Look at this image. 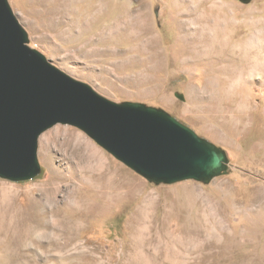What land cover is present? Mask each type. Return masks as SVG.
<instances>
[{
	"label": "rangeland",
	"instance_id": "1",
	"mask_svg": "<svg viewBox=\"0 0 264 264\" xmlns=\"http://www.w3.org/2000/svg\"><path fill=\"white\" fill-rule=\"evenodd\" d=\"M9 2L53 64L165 109L229 162L207 182L156 183L56 124L40 175L0 177V264H264V0Z\"/></svg>",
	"mask_w": 264,
	"mask_h": 264
},
{
	"label": "water",
	"instance_id": "2",
	"mask_svg": "<svg viewBox=\"0 0 264 264\" xmlns=\"http://www.w3.org/2000/svg\"><path fill=\"white\" fill-rule=\"evenodd\" d=\"M59 123L80 128L156 183L207 182L228 167L226 150L165 109L109 99L53 64L29 45L9 0H0V177L40 175L39 138Z\"/></svg>",
	"mask_w": 264,
	"mask_h": 264
},
{
	"label": "bare ground",
	"instance_id": "3",
	"mask_svg": "<svg viewBox=\"0 0 264 264\" xmlns=\"http://www.w3.org/2000/svg\"><path fill=\"white\" fill-rule=\"evenodd\" d=\"M138 10L136 9V11H135V13L134 14H136V16L140 19V22H142L144 19H145V17H144V15H143V13H138L137 12ZM55 12H56V10H55ZM134 19V18H133ZM134 21H136L135 19H134ZM113 177V176H112ZM102 179H106L105 181H103V183L104 182H106V185H108V187L110 188H112V182L110 181V178H108V176L106 177V178H102ZM115 184V183H114Z\"/></svg>",
	"mask_w": 264,
	"mask_h": 264
}]
</instances>
